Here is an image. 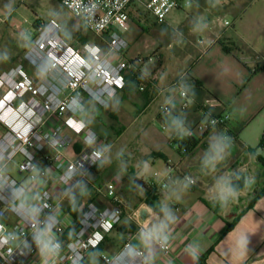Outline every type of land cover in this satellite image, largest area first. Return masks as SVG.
I'll return each mask as SVG.
<instances>
[{
  "label": "crops",
  "instance_id": "crops-1",
  "mask_svg": "<svg viewBox=\"0 0 264 264\" xmlns=\"http://www.w3.org/2000/svg\"><path fill=\"white\" fill-rule=\"evenodd\" d=\"M140 1L144 6L146 0H134L127 13L130 18L133 11L138 23L144 25L148 17L135 6ZM218 1L226 8V1L231 0L199 1L197 9L206 18L201 24L190 16L187 24L181 20L169 25L167 19L176 10L164 22L156 20L164 26L159 29L152 73L133 70L132 64L124 71L125 89L106 107L98 106L90 97L84 101V120L103 142L97 115L121 118L127 129L140 123V131H146L157 120L166 126L163 130L169 128L171 132L165 136L148 134L145 153L134 152L116 172L109 171L103 162L112 146L105 148L96 143L93 148L102 152V160L85 180L71 188L59 186L54 179L41 186L53 192L73 222L74 215L93 222L88 233V264H101L100 254L114 256L129 240L144 251L146 264H264V195L250 208L264 189V148H259L264 134V70L252 71L258 63H264V8L255 13L250 23L239 18L240 25L223 26L215 21L223 19L214 16ZM229 10L239 16L233 8ZM205 20L211 22L210 26L204 24ZM128 29L129 26L123 37ZM167 39L181 46L170 57L163 51L162 43ZM22 63L30 84L40 86L42 76L38 70L26 57ZM169 64L175 67L174 73L168 71ZM3 74L20 80L17 66L0 54V76ZM6 90L3 88L1 94ZM182 92L189 104L185 110ZM30 97L31 93L26 94L22 100ZM47 98L46 92L38 96L41 101ZM224 112L231 116L227 128H213L199 136L200 144L187 155L178 151L174 138L187 136L189 129L205 119V114ZM66 132L73 142L65 153L75 159L88 146L72 132ZM252 149L256 152L252 153ZM187 178L194 183L189 184ZM18 181L31 185L25 176ZM109 183L117 185V194L124 201L118 225L109 220L115 207L107 196ZM234 221L236 224L228 230V224ZM165 234L172 236L171 258L156 246L157 239Z\"/></svg>",
  "mask_w": 264,
  "mask_h": 264
},
{
  "label": "built area",
  "instance_id": "built-area-1",
  "mask_svg": "<svg viewBox=\"0 0 264 264\" xmlns=\"http://www.w3.org/2000/svg\"><path fill=\"white\" fill-rule=\"evenodd\" d=\"M59 1L90 32L106 39L109 52L104 54L94 46L90 57H83L63 41L56 42L52 33L45 30L25 56L43 72L41 85H31L29 75L22 69H17L20 80L7 74L0 76V91L7 89L4 94L0 92V264H87L91 249L88 233L93 222L80 218L79 230L72 238H64L73 220L60 208L53 192L41 186L54 179L59 186L71 188L85 180L102 160V152L93 145H108L84 120V95L104 108L125 87L124 71L130 63L124 55L128 44L123 32L129 26L127 10L134 0ZM190 4L189 0H146L144 6L162 23L172 11ZM215 21L230 25L219 18ZM139 61L145 62L141 58ZM148 61H155V56ZM42 92L48 94L43 101L38 99ZM29 93L31 97L22 100ZM181 97L185 110L189 107L186 93L182 92ZM18 100L20 103L16 104ZM230 121L227 112L205 114V119L189 129L187 136L198 138L213 128H227ZM66 131L88 146L75 159L65 153L73 142ZM17 157V174L28 178L30 186L7 171ZM187 181L194 183L190 178ZM162 186L166 188V184ZM106 191L115 205L109 220L118 225L123 218L124 201L117 194L116 184L109 183ZM156 246L166 257H172L170 234L158 238ZM99 258L101 264L147 263L144 251L132 240L125 242L116 255L102 253Z\"/></svg>",
  "mask_w": 264,
  "mask_h": 264
},
{
  "label": "rangeland",
  "instance_id": "rangeland-1",
  "mask_svg": "<svg viewBox=\"0 0 264 264\" xmlns=\"http://www.w3.org/2000/svg\"><path fill=\"white\" fill-rule=\"evenodd\" d=\"M189 1L191 2L190 5L176 10L170 15V18L167 19L169 25H174V23L181 20L187 24L190 22V16H194L196 20L198 19L197 22L200 24L203 19H206L204 12L197 9L201 0ZM142 3L140 1L135 6L140 8V12L148 17V23L144 25L138 23V15L132 11L131 17L128 19L129 29L123 37L128 44L124 55L130 66L134 65L131 66L133 70L141 69L143 72L149 71L152 73L150 68L155 67L156 63L148 61V59L155 55L159 47L156 42L158 41L159 29L164 25L158 24L156 19L145 11L146 8H144ZM226 3L227 6L225 8L218 1L219 6L216 7L217 12L214 16L220 15L223 18L222 20L227 19L229 23L236 26L241 24L239 18H242L245 24L252 22L251 18L255 16V13L264 8V0H231L230 2L226 1ZM230 8H233L235 12H239V16L231 13ZM0 16L2 19L0 22V54L13 63V66H17V69H22L24 72L26 70L22 67V61L34 43L41 38L45 30L48 34L52 33V38L56 42L63 41L78 51L83 57L89 58L90 51L94 46L100 47L104 54L109 52L106 39L103 40L90 32L83 21L64 8L59 0H0ZM198 17L201 18L199 19ZM7 19L9 23L6 22ZM38 20L40 21L39 28H34V24ZM204 24L210 26L211 22L205 20ZM170 44L171 47L169 48ZM162 45L164 47L163 51L169 57L177 49L181 48V46L177 45L176 40L172 39L165 40ZM138 57L145 59V62L139 61ZM167 62L169 61L167 60ZM167 68L170 73L175 72V67L172 65L169 64ZM37 74L44 77L43 72L40 70L37 71ZM88 98L87 95H84L85 102H87ZM97 120L102 123L100 126L105 142L108 146H112L103 160L106 168L112 172H116L121 167V164L126 163V158L130 159L134 152L145 153L144 143H146L145 138L148 134H163L165 136L171 132L169 128L163 130L164 124L157 120L152 121L146 131H140V123L127 129L126 121L121 118L107 117L105 119L97 115ZM19 161L20 157H17L7 167L8 173L16 180L22 178V176L17 174V163Z\"/></svg>",
  "mask_w": 264,
  "mask_h": 264
},
{
  "label": "trees",
  "instance_id": "trees-1",
  "mask_svg": "<svg viewBox=\"0 0 264 264\" xmlns=\"http://www.w3.org/2000/svg\"><path fill=\"white\" fill-rule=\"evenodd\" d=\"M7 23H9V20L7 19L6 20ZM39 25H40V21H36L35 24H34V28H39ZM103 41V40H102ZM227 52H230L231 50L230 49H226ZM264 70V63H258L254 68H253V72H259V71H262ZM195 84L197 86H201V83L197 80H194ZM127 85V79L125 78V87ZM125 87L123 89H125ZM201 139L202 138H195V137H190V136H185L183 138H179V137H176L174 138V143L176 145H178V151L181 153L182 151H184L183 154L187 155L189 153H191L192 151L195 150V148L200 144L201 142ZM259 148H264V134H263V137L261 139V143L259 145ZM252 153H255L256 150L255 149H252L251 150ZM262 163L264 164V161H262ZM135 182L137 184H139L140 186L142 187H145V188H148V185L145 184L144 182H142L141 180H138V179H135ZM264 195V189H262L258 195L253 199L251 205H250V208L253 207L254 205V202L262 197ZM79 219L76 215H74V222L73 224L69 227L68 231L66 232L65 234V237L67 240L72 238V236L79 230ZM237 221H234L233 223H230L228 224V230L232 229L234 227V225L236 224ZM88 264V262H87Z\"/></svg>",
  "mask_w": 264,
  "mask_h": 264
},
{
  "label": "snow or ice",
  "instance_id": "snow-or-ice-1",
  "mask_svg": "<svg viewBox=\"0 0 264 264\" xmlns=\"http://www.w3.org/2000/svg\"><path fill=\"white\" fill-rule=\"evenodd\" d=\"M0 106H2V105H0Z\"/></svg>",
  "mask_w": 264,
  "mask_h": 264
},
{
  "label": "clouds",
  "instance_id": "clouds-1",
  "mask_svg": "<svg viewBox=\"0 0 264 264\" xmlns=\"http://www.w3.org/2000/svg\"><path fill=\"white\" fill-rule=\"evenodd\" d=\"M166 239V238H165Z\"/></svg>",
  "mask_w": 264,
  "mask_h": 264
}]
</instances>
